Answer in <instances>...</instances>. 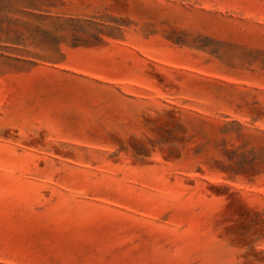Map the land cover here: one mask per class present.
<instances>
[{"label": "rangeland", "instance_id": "obj_1", "mask_svg": "<svg viewBox=\"0 0 264 264\" xmlns=\"http://www.w3.org/2000/svg\"><path fill=\"white\" fill-rule=\"evenodd\" d=\"M0 264H264V0H0Z\"/></svg>", "mask_w": 264, "mask_h": 264}]
</instances>
